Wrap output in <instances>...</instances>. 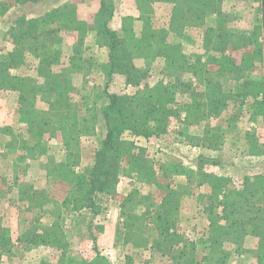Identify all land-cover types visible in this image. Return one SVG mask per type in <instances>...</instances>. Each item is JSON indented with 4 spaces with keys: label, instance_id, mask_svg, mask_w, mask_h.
Here are the masks:
<instances>
[{
    "label": "rangeland",
    "instance_id": "rangeland-1",
    "mask_svg": "<svg viewBox=\"0 0 264 264\" xmlns=\"http://www.w3.org/2000/svg\"><path fill=\"white\" fill-rule=\"evenodd\" d=\"M175 1L0 0V264H217L222 247L235 264L244 253L234 244L230 257L232 242L222 245L238 230L215 227L204 167L216 127L258 124L261 55L247 32L259 2L217 0L202 22L178 27L173 17L191 10ZM220 14L234 44L215 37ZM111 34L146 73L137 85L109 74ZM111 95L132 108L120 134L131 150L114 192H98L95 211L73 209L106 137ZM130 216L137 228L125 226Z\"/></svg>",
    "mask_w": 264,
    "mask_h": 264
},
{
    "label": "crops",
    "instance_id": "crops-1",
    "mask_svg": "<svg viewBox=\"0 0 264 264\" xmlns=\"http://www.w3.org/2000/svg\"><path fill=\"white\" fill-rule=\"evenodd\" d=\"M223 1H221V4H223ZM258 2L259 20L256 23L251 22L252 31L247 32L248 38L256 36V39H253V43L259 48L258 51L261 55L260 74L252 78V81H254L253 86L256 87V93L253 97L256 95V101H258V108L255 111L258 124L249 125L247 123L241 130L236 127H232L229 130L226 127H216L213 132V134L215 133L214 141L212 142L213 160L211 164L208 163L209 165L206 164L204 167L207 172H210L209 175L213 177L214 182V205L218 206V209L214 211L220 215L219 223L216 222L217 216H215V227L219 228V233L220 229L223 231L227 229L238 230L235 232V238H228L222 244L224 246L232 242V245L228 249L230 257L235 254L233 253L234 244L236 246L237 244L242 245L241 247L244 250L243 256L241 255L240 258L232 257L237 261L235 264H243V262L245 264H264V231L263 235L262 233L258 234V231H254H262L264 228V55L261 3L260 0ZM232 6L238 8V3L232 2ZM221 16L222 14L217 16V20H215L213 29L215 37L225 40L221 41L220 45L223 42L234 44L228 39L234 31H230L231 33H229L227 30H221L222 28H220L222 27L220 23ZM232 23L234 22L232 21ZM242 35L244 36V34ZM226 37L227 39H224ZM250 46L254 45H248V47ZM214 51H217L216 48ZM218 52L220 53V49ZM213 64H219V60H213L211 65ZM221 79L225 80L226 78L221 77ZM253 115L254 112L252 113ZM254 132H258L260 135L257 142H255ZM255 217H257V225L253 227ZM261 221L263 222L260 226L259 223ZM202 224L205 225V222ZM222 235L224 238L227 237L225 232ZM225 248L223 249L222 247V250L219 249L217 254H213L214 263L230 264L226 259L221 258V253L225 251Z\"/></svg>",
    "mask_w": 264,
    "mask_h": 264
},
{
    "label": "trees",
    "instance_id": "trees-1",
    "mask_svg": "<svg viewBox=\"0 0 264 264\" xmlns=\"http://www.w3.org/2000/svg\"><path fill=\"white\" fill-rule=\"evenodd\" d=\"M174 1V0H168ZM177 1V0H176ZM175 1V2H176ZM190 3V17L183 15L182 18H177L176 16L173 17V20L180 25H184L182 23L191 22V21H201V17L203 14L207 12H213L215 10L214 1L217 0H188ZM261 3V21H262V33H263V55H264V0H260ZM192 4V5H191ZM195 4V5H194ZM193 5L195 7H193ZM200 13V14H199ZM111 36H113L111 34ZM125 40H118L114 36L112 38L111 44V54H110V61L111 66L109 68V74H120L124 75V84L125 87H130L137 85L140 80H144L147 78L145 72H141L134 66H130V63L125 59L126 57V50L128 49V44H124ZM123 42V43H122ZM122 55L123 60L119 59V56ZM127 58V57H126ZM132 111L130 104H125L124 102L118 99L117 95H111L109 97V104L104 107L103 109V117L105 119V128H106V137L101 145V149L97 151L95 157V163H93L90 174L88 177L82 176L80 181L77 184V198L71 200V205L73 209H91L95 211V195L98 192H103L107 195H111L115 189L116 183V168L119 166L120 157H124L129 155L131 150V144L129 142H125L121 139L120 134L126 125V117L127 113ZM125 124V125H124ZM122 125H124L122 127ZM146 131V130H145ZM140 132V131H137ZM119 162V163H118ZM117 163V164H116ZM79 189V190H78ZM67 204V202H66ZM98 211V210H97ZM166 214L165 220H168L172 217V215ZM170 216V217H169ZM128 215L126 218L128 220ZM132 220V224H125V226L129 227L133 226V228H137L135 222H138L134 216H130ZM169 217V218H168ZM127 222V223H128ZM135 223V224H134ZM160 228V227H158ZM161 229V228H160ZM168 227H166V231H168ZM162 234L163 231H162ZM86 264H92L88 261H85Z\"/></svg>",
    "mask_w": 264,
    "mask_h": 264
}]
</instances>
